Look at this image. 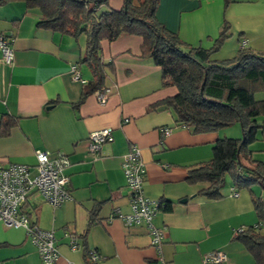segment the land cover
Instances as JSON below:
<instances>
[{"label": "crops", "instance_id": "0c3cea01", "mask_svg": "<svg viewBox=\"0 0 264 264\" xmlns=\"http://www.w3.org/2000/svg\"><path fill=\"white\" fill-rule=\"evenodd\" d=\"M122 3L108 0L107 6L119 9ZM155 15L183 41L204 48L227 24L229 36L212 55L217 60L232 57L241 46L264 50V0H158ZM39 16L38 7L24 0L0 4V33L12 36L14 50L11 65L0 54V123H11L7 132L0 131V162L25 164L34 174L37 150L67 156L69 198L53 206L31 192L21 207L30 223L53 231L59 250L55 264H159L145 226L125 225L119 217L131 212L121 162L132 145L145 166L144 194L165 203L153 217L163 233L164 264H214L202 260L212 250L223 251L226 264H255L236 238L258 222L249 190L236 189L227 178L221 196L211 199L199 193L207 182L187 180L190 168L211 159L218 138L241 136L238 123L203 133L177 125L173 109L158 105L176 87L162 85L160 68L141 55L142 38L133 34L101 42L103 87L110 89L105 103L94 92L81 99L93 80L89 67L79 64L84 34L37 27ZM73 65L84 83L72 78ZM261 118L250 157L264 162ZM105 127L112 128L113 140L89 151V133ZM165 127L171 128L167 135L161 132ZM0 264H41L22 227L0 222Z\"/></svg>", "mask_w": 264, "mask_h": 264}, {"label": "trees", "instance_id": "16d2710c", "mask_svg": "<svg viewBox=\"0 0 264 264\" xmlns=\"http://www.w3.org/2000/svg\"><path fill=\"white\" fill-rule=\"evenodd\" d=\"M10 1L18 0H0V4ZM24 1L40 10L37 27L74 37L84 34L85 49L79 64L89 67L93 80L81 99L103 87L102 40L133 34L142 38L141 55L152 58L160 68L162 85L176 87V92L158 105L173 109L177 125L193 133L240 125L241 136L218 138L211 159L190 168L187 180L207 182L199 193L211 199L221 196L226 176L236 189L249 190L258 222L240 231L236 238L255 264H264V162L250 157V144L263 128L260 116L264 115V98L256 99L254 92L264 90V50L241 46L230 58L214 59L212 55L229 36L228 25H222L210 47L191 45L157 20L158 0H123L119 9L109 8L108 0ZM101 5L106 7L98 12ZM0 125V131L7 132L11 123L2 119ZM84 256L90 259L87 249Z\"/></svg>", "mask_w": 264, "mask_h": 264}, {"label": "built area", "instance_id": "2783aa9c", "mask_svg": "<svg viewBox=\"0 0 264 264\" xmlns=\"http://www.w3.org/2000/svg\"><path fill=\"white\" fill-rule=\"evenodd\" d=\"M244 42H242L243 44ZM0 54L2 60L11 65L14 61V50L12 48V36L0 33ZM71 75L74 80H85L81 77L76 65L71 67ZM110 89L102 87L96 89L94 94L100 103H105ZM163 135L171 132L170 127L162 128ZM88 149L97 152L106 142L113 140L112 128L105 127L89 133ZM35 173L31 174L27 165L8 162H0V222L6 226L22 227L26 236L35 246L41 260V264H55L59 256L58 247L54 242L52 230L40 228L30 223L28 217L23 213L21 207L27 201L31 192H37L49 204L56 206L69 198V178L64 169L69 164L67 156L58 152L50 156L48 150H37L35 152ZM122 169L126 184L129 189V200L131 212L119 214L125 225L143 224L148 231L150 244L155 248L159 264H164L161 254L162 230L153 223L156 211L165 203L159 199L147 197L142 188L143 174L145 172L144 162L141 159L140 150L136 145L122 156ZM238 192L233 191V195ZM70 245L76 248L77 242L73 235H70ZM97 255L92 254L91 259L95 261ZM203 262L214 264H226L227 256L221 250H212L202 257Z\"/></svg>", "mask_w": 264, "mask_h": 264}, {"label": "rangeland", "instance_id": "374dc122", "mask_svg": "<svg viewBox=\"0 0 264 264\" xmlns=\"http://www.w3.org/2000/svg\"><path fill=\"white\" fill-rule=\"evenodd\" d=\"M262 95H264V90H257V91L254 92V97H255L256 99H259L260 97H263V98H264V96H262ZM261 119H262V118H261V116H260V120H261ZM238 126H240V125L238 124ZM239 137H240V136H239ZM227 178H229V177L226 176L225 181H226ZM229 179H230V178H229Z\"/></svg>", "mask_w": 264, "mask_h": 264}]
</instances>
